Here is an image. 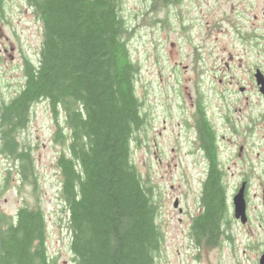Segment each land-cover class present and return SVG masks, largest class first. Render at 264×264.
<instances>
[{
    "label": "trees",
    "instance_id": "16d2710c",
    "mask_svg": "<svg viewBox=\"0 0 264 264\" xmlns=\"http://www.w3.org/2000/svg\"><path fill=\"white\" fill-rule=\"evenodd\" d=\"M29 1L43 27L40 62L3 114L4 145L18 157L21 182L35 185L37 174L17 130L28 126L30 108L46 99L63 107L69 130L56 136L69 153L57 166L76 264H158L165 242L160 205L132 154L146 120L124 0ZM224 195L218 177H211L205 211L191 233L206 249L221 245ZM47 234L41 207H23L14 219L0 216V264H55Z\"/></svg>",
    "mask_w": 264,
    "mask_h": 264
},
{
    "label": "flooded vegetation",
    "instance_id": "af4514ba",
    "mask_svg": "<svg viewBox=\"0 0 264 264\" xmlns=\"http://www.w3.org/2000/svg\"><path fill=\"white\" fill-rule=\"evenodd\" d=\"M7 3L10 7L11 3L21 7V16L27 15L41 24L29 0H0V23ZM124 5L128 20L126 0ZM151 14L154 18L149 23L160 35L186 41L190 47L186 54L190 64L185 70L192 92L187 103L182 100L172 106L165 102V110L180 112L175 124L178 131L172 136V165L175 171L182 167L178 181L188 186L193 182L199 184L196 213L189 212L191 233L194 220L205 211L207 184L211 177L217 176L225 192L220 247L227 244L238 264H261L264 256V0H151L144 17ZM132 30L135 34L136 29ZM17 39V45L5 47L1 56L8 55L12 63H17L14 71L18 78L16 84L9 86L8 90H13L11 97L0 98V166L3 161L8 163L5 177L0 174V216L8 219L16 216L3 209L1 200L12 191L13 172L15 169L19 172V160L4 145L7 129L3 128V114L26 90L29 75L41 57L39 54L38 60L36 55L33 59L23 41ZM1 93L4 96L3 87ZM141 101L146 122L140 134L150 124L145 97ZM37 105H45L53 121V142L58 134L65 137V125L61 123L65 117L63 107H53L48 100L40 99L30 108L29 123ZM27 128L17 130L19 141ZM19 144L32 157V150ZM236 199L245 206V214L239 217ZM175 203L183 214L180 198ZM240 249L242 257H246L244 263L238 259Z\"/></svg>",
    "mask_w": 264,
    "mask_h": 264
},
{
    "label": "rangeland",
    "instance_id": "374dc122",
    "mask_svg": "<svg viewBox=\"0 0 264 264\" xmlns=\"http://www.w3.org/2000/svg\"><path fill=\"white\" fill-rule=\"evenodd\" d=\"M11 4L12 7L7 3L5 17L2 16L0 23V98L11 97L13 90H8L9 86L16 84L18 79L17 72L14 71L17 63H12L8 55L1 57L2 50L16 46L15 38L18 37V42L23 41L25 49L33 55L32 58L36 59V55L38 60L43 43L42 24H36L27 15L21 16V7ZM150 6L151 0H126L128 22L136 29L129 46L132 58L141 69L137 92L141 98L145 97V107L150 115V124L139 135V141L133 143L132 154L140 173L155 186L156 199L160 205L158 222L162 226L165 242L158 264H238L227 244L210 250L198 245L191 235L189 212L196 213L199 184L193 182L188 186L178 181L182 167L175 171L174 164L172 165V136L174 131H178L175 124L180 112L165 110V102L172 106L182 100L187 103L189 92H192L190 84L186 82L189 74L185 70V66L190 64L186 56L190 47L186 41L171 40L158 33L149 23L154 14L144 17ZM15 33L18 36L14 37ZM2 87L4 96L1 93ZM65 117L61 118V123L65 125L67 136L69 130ZM53 130V121L49 118L45 105L35 106L20 142L32 150L36 184L21 182L20 174L15 169L12 191L3 195L1 205L12 216H16V212L23 207H41L46 215L49 255L56 261L55 264H76L71 250L70 216L63 199L62 176L57 166L60 155L69 153L64 142H53ZM7 168L8 163L3 161L0 166L2 178L5 177ZM176 198L181 200L183 214L174 207ZM240 251L238 259L244 263L246 257H242V249Z\"/></svg>",
    "mask_w": 264,
    "mask_h": 264
},
{
    "label": "water",
    "instance_id": "95a60500",
    "mask_svg": "<svg viewBox=\"0 0 264 264\" xmlns=\"http://www.w3.org/2000/svg\"><path fill=\"white\" fill-rule=\"evenodd\" d=\"M175 208H178V203H175ZM241 214H245V206L241 205L240 200L236 199V215L239 217ZM261 264H264V256L261 259Z\"/></svg>",
    "mask_w": 264,
    "mask_h": 264
}]
</instances>
